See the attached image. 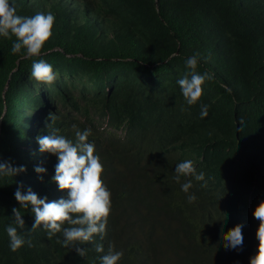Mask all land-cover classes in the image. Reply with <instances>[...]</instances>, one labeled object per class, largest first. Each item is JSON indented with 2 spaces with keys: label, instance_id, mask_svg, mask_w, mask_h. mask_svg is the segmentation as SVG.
<instances>
[{
  "label": "trees",
  "instance_id": "1",
  "mask_svg": "<svg viewBox=\"0 0 264 264\" xmlns=\"http://www.w3.org/2000/svg\"><path fill=\"white\" fill-rule=\"evenodd\" d=\"M14 2L18 15L51 12L55 23L39 57L28 58L23 50L13 55L16 38L0 37V110L6 104L11 114L19 95L34 85L46 117H58L53 125L58 134L74 140L69 125L92 129L88 142L94 143L111 192L106 235L99 241L105 252L109 243L122 251L118 264H249L259 224L237 214L253 212L264 200V160L258 150L264 0H246L241 14L229 0ZM207 11H213V25L234 28L240 61L222 58L220 38L200 21ZM201 32L207 39L197 35ZM194 52L205 57L197 71L207 70L214 78L202 85L199 101L188 106L177 79L188 71L185 60ZM37 59L52 65L57 74L52 84L30 79ZM163 71L168 75L159 91L155 82ZM201 105L208 106L204 118ZM106 113L111 128L102 126ZM120 126L125 128L117 130ZM100 132L105 134L99 137ZM253 158L261 176L255 174ZM185 160H192L207 180L204 188L202 181L182 178L192 180L189 191L197 196L192 204L173 179L175 166ZM13 208L20 209L15 197L0 191V220L12 216ZM237 224L243 225L242 250L225 249L221 233ZM57 238L60 233L51 240L42 236L32 247L25 243L13 252L2 247L7 239L0 230V264H50L63 247Z\"/></svg>",
  "mask_w": 264,
  "mask_h": 264
},
{
  "label": "clouds",
  "instance_id": "2",
  "mask_svg": "<svg viewBox=\"0 0 264 264\" xmlns=\"http://www.w3.org/2000/svg\"><path fill=\"white\" fill-rule=\"evenodd\" d=\"M229 1L237 14H241L246 7V0ZM203 13L200 21L220 38L216 44L219 45L224 61L230 62L235 56L237 62L240 61L238 51L242 48L231 37L234 28L213 25V11ZM54 23L55 16L51 12L22 16L17 14L14 0L11 3L10 0H0V37L16 38L11 45L13 55L23 50L28 58L39 57L45 43L52 36ZM197 35L207 39L204 32ZM204 58V55L195 52L187 57L185 66L188 71L177 79L188 106L199 101L203 94L202 85L214 78L207 70L203 73L197 71ZM167 75L164 71L158 75L155 87L159 91L165 87L163 78ZM30 79L52 84L57 74L51 64L37 59L32 63ZM261 95L263 113L258 124L261 133L258 150L264 160V91ZM40 97L38 88L31 85L19 95L18 104H12L11 114L7 113L6 104L0 110V191L5 196L13 195L20 204V209H12V216L0 220V230L7 239L2 247L16 252L25 243L32 247L40 237L47 236L51 240L60 233L62 238H57L56 242L63 247L50 264H118L123 252L115 250L111 243L105 252L102 244L112 203L111 192L102 179L104 169L100 157L94 154V143L88 142L92 129L81 130L76 124L69 125L74 132V140L58 134L59 130L53 127L58 117L52 113L46 117L48 112L40 104ZM186 110L181 106V111ZM105 115L102 126L111 128L107 123L109 113ZM207 115L208 106L201 105V118ZM239 126V130L243 131L242 118ZM120 128L125 127L116 129ZM98 134L100 137L105 133ZM253 161L255 174L261 176V165L255 158ZM184 177L202 181L201 187L206 188L205 173L197 172L192 160H185L175 166L173 179L181 185L187 202L192 204L197 196L189 191L193 187L192 180L182 182ZM242 216H250L259 224L255 232L257 250L249 258V264H264V200H260L253 212L241 209L237 218ZM242 227L237 224L226 233H221L225 249L242 250ZM137 258L142 261L143 257L137 254ZM134 262L139 264L137 260Z\"/></svg>",
  "mask_w": 264,
  "mask_h": 264
}]
</instances>
